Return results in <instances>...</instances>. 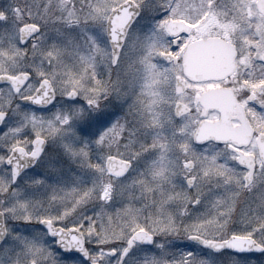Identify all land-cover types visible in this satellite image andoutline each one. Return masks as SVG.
I'll use <instances>...</instances> for the list:
<instances>
[{
	"label": "snow or ice",
	"instance_id": "1",
	"mask_svg": "<svg viewBox=\"0 0 264 264\" xmlns=\"http://www.w3.org/2000/svg\"><path fill=\"white\" fill-rule=\"evenodd\" d=\"M0 264H264V0H0Z\"/></svg>",
	"mask_w": 264,
	"mask_h": 264
}]
</instances>
